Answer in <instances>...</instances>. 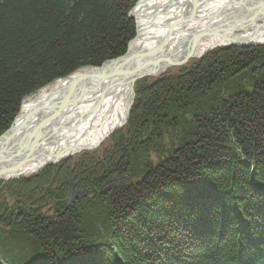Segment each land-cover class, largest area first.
I'll return each mask as SVG.
<instances>
[{"label":"trees","instance_id":"1","mask_svg":"<svg viewBox=\"0 0 264 264\" xmlns=\"http://www.w3.org/2000/svg\"><path fill=\"white\" fill-rule=\"evenodd\" d=\"M136 1L0 0V136L26 96L121 56L134 35L126 15ZM248 56L264 67V47L227 48L147 85L110 151L3 189L14 202L0 201V264H264V92L240 83H257L264 69L254 66L250 74H260L248 78L231 71ZM137 148L159 161L132 188L105 198L109 234L92 227L98 235L86 239L76 206L42 217L56 198L53 185L98 190L136 172ZM97 197L85 201L95 224Z\"/></svg>","mask_w":264,"mask_h":264},{"label":"bare ground","instance_id":"2","mask_svg":"<svg viewBox=\"0 0 264 264\" xmlns=\"http://www.w3.org/2000/svg\"><path fill=\"white\" fill-rule=\"evenodd\" d=\"M190 2L138 1L132 12L138 30L132 49L150 52L141 62L142 68L156 72L158 65L171 56L198 58L215 47L264 43V0H197L196 14L188 23L171 38L161 40L167 28L188 16ZM116 72L115 64L83 68L25 99L12 133L8 140L0 142V149L29 147L34 138L50 133L56 135V141L50 144L52 149L36 146L34 150H62L65 154L73 149L91 147L126 118L132 86L118 84ZM7 165L0 164L2 173L7 171ZM36 170L29 164L14 175H30ZM7 176L2 175L3 178Z\"/></svg>","mask_w":264,"mask_h":264},{"label":"rangeland","instance_id":"3","mask_svg":"<svg viewBox=\"0 0 264 264\" xmlns=\"http://www.w3.org/2000/svg\"><path fill=\"white\" fill-rule=\"evenodd\" d=\"M139 0H137L135 2V4L133 5V7L128 11L126 17L128 20L132 21L133 23V27H134V35H133V38L131 40H129L125 46V51L124 53L115 58V59H112V60H108V61H105L103 63H101L98 67H91V66H86V67H81V68H78L76 69L75 71H73L72 73H70L69 75L63 77V78H58L56 79L55 81H58V80H62L68 76H70L71 74H73L74 72L80 70V69H83V68H100L102 67L103 65L105 64H108L109 62H115L117 61L119 58L123 57L126 52H127V49H128V45L133 41V46L135 44V41L138 37V30H137V25H136V20L135 18L132 16V13L130 11H132L136 5V3L138 2ZM190 10H189V14L188 16L191 14L192 12V9L194 8V14L193 16L196 14L195 13V7L194 5H192V2H190ZM133 12V11H132ZM129 14L131 15L129 17ZM188 16H184L183 18H186ZM182 18V19H183ZM188 23V22H187ZM172 26H175L174 24ZM166 29V28H165ZM169 30V28H167ZM166 30L164 33H163V36H162V39L161 40H166L167 38H171L172 36H174L176 33L172 34V35H168V36H165L166 32L168 31ZM135 40V41H134ZM160 39H158L157 41H161ZM159 43V42H158ZM149 45V44H147ZM259 47H264V43L263 44H238V45H235V44H229V45H226V46H221V47H215L211 50H208L206 52H204L201 56H199L198 58H194V57H191V56H186V57H181V56H176L174 58H171L166 60L165 62H163L162 64L158 65V69L155 71H149L147 70L146 68H142L141 66V62L146 59L145 57H143L142 59H135L134 62H133V65L135 67V70L136 72L139 73V77L134 81V83H132L130 86H132V94H131V99H130V103H129V106H128V110H127V113H126V118L124 120V122L118 126L117 128H114L116 129L112 134H109L107 136V138L99 143V144H93L91 147H86V148H77V149H73L72 151H67L65 156L66 158L61 160L60 162H57V163H54V164H50L48 166H45L43 168H38L34 175L30 176L28 173L27 174H23L24 176L22 178H17V179H11L9 178L10 175H8L7 177H2L0 178V201H3L4 198H8L9 197H5L4 193H6V190H3L5 188H24L25 187V183L24 182H28V183H33V179H35L36 177L40 176L42 173H45L47 170L50 172H52V174H54V172H57L58 173V168L63 164V166H66V167H71L72 165L76 164L78 161L82 160L83 158H87L89 156H95L97 157V154H101L103 153L104 151L107 152V151H110L111 149V144L109 142V139L112 138V136L119 132V131H122L123 128H125L127 122H128V119H129V116L138 100V92H144V89L146 88L147 85L149 84H153L155 82H157V80H160L162 77L164 76H173L174 74L177 73V71L179 69H184V70H187L188 67H190L191 65H195L197 64L198 62L202 61L203 59H205L209 54H211L212 52H215L217 50H225L227 48H237V49H241V50H244L245 48H259ZM185 48H188V47H185ZM143 49L141 50H138V51H142ZM134 52H137L134 51ZM149 58V57H148ZM247 65L244 67L242 66V68L240 69V65L239 63L237 64H233V66L231 67V71L232 70H239V75L237 77H246L248 78V76H252L254 77L255 75L257 74H260L258 73V69H256V72L255 74H250V70L256 66L259 68V70H262L264 69V67H262L260 64L259 65H256L255 64V61H254V58L251 57V56H248L247 58ZM171 60V62L169 63V61ZM116 64V62H115ZM239 67V68H238ZM209 71L213 72L214 69H212L211 67L208 68ZM227 72V70H226ZM210 73V72H209ZM214 73V72H213ZM116 74V73H115ZM216 75H220V73L216 72ZM225 75V74H224ZM117 76V75H116ZM115 76V77H116ZM239 78L236 80V81H239ZM258 79H261L260 81H258L257 83H254L255 81L252 80L250 77L248 79H244V78H240V83H243V88L247 89V91H252L253 92L255 91V89H258V90H262L264 92V78H260L259 76H257ZM55 81H53L52 83H54ZM247 82V83H246ZM52 83H49L47 84L46 86L52 84ZM128 84V83H127ZM224 85L227 86V83H225ZM46 86L36 90L34 93L26 96L25 98H23L20 102V105H19V108H18V112L20 110V106H21V103L27 99V98H30L31 96H33L36 92H38L39 90L45 88ZM234 87H236V84L233 86V89H235ZM230 88V85L228 86V88L226 89V91H228ZM225 91V92H226ZM137 105V104H136ZM17 112V114H18ZM197 113H201V112H197ZM17 114L15 115L14 119L16 118ZM14 119L10 125V127L7 129L9 130L11 128V126L13 127V123H14ZM6 130V131H7ZM5 131V132H6ZM40 141L38 142L39 144L38 145H35L36 146H40V147H43V149H52V144L54 141H56V135L54 133H50V134H47L45 137L42 136V137H37ZM35 138V139H37ZM169 136L168 134H164L163 135V142L165 144H167L169 141L168 139ZM168 145H164V151L166 152V150H168ZM42 149V148H41ZM138 149V148H137ZM37 150H39V152L41 151L39 148H37ZM35 150V151H37ZM50 152V151H49ZM130 155H131V158H134L136 159V163H135V167L137 168L136 169V172L133 173V174H124V177L121 179V178H117L115 179L116 177H113L112 178V181L110 182H105L103 183L98 190H86V191H82V190H78L77 188H75L74 184L72 182H69V184L64 188V186L62 187V185H59V184H56V185H53V189L50 188L52 190V193H50L51 196H54L56 198H52L50 199V204L48 206H46V208L44 209L45 212L41 213L42 217L45 218V219H49V220H54L57 216H59V212H60V207H67V208H76L78 207V211H79V214H80V224L78 225V229H87L89 228V234L86 233L85 237L86 239L88 240H92L94 241V239H96L98 233H93V228L92 227H95L99 230H103L104 233L105 231L107 233L105 234H109L110 233V225H111V220L109 219V216H108V212H109V206H108V202L107 200L105 199L111 192L114 191V189L118 188V189H121L120 187H124V188H132L136 183H139V181H141V177L142 178H145L146 176L145 175H142L141 173H145L148 174V172H150V170L152 169V167L159 161V156L158 154L154 153L152 150L149 149V151H147L146 153L143 152V150H140L139 149L137 150V152H134L132 150H130ZM134 162V161H133ZM70 164V165H69ZM122 165V164H121ZM121 169V168H120ZM40 170V171H38ZM125 171H128L127 168L125 169ZM132 172V171H131ZM138 172V173H137ZM54 183H59V181H56ZM55 188V190H54ZM91 192V194H90ZM93 192V193H92ZM80 193H83L81 194L82 196L79 197ZM99 196L97 198H94V200L96 201L97 204H95V206H99L101 208H98L96 210H94V215H95V220L97 221V223H93L92 220H91V216L90 214L92 215L93 213V208H91L88 204H85V201H89V200H92L93 198H91L92 196ZM69 199L72 201L71 203H69ZM12 202H14V200H10L8 201V205L9 207H11L12 205ZM58 205H59V208H58ZM76 206V207H75ZM77 212V208L75 209ZM108 213V214H107ZM81 216H82V220H81ZM94 218V217H93ZM101 226V228H99ZM92 230V231H91ZM102 231V232H103Z\"/></svg>","mask_w":264,"mask_h":264},{"label":"water","instance_id":"4","mask_svg":"<svg viewBox=\"0 0 264 264\" xmlns=\"http://www.w3.org/2000/svg\"><path fill=\"white\" fill-rule=\"evenodd\" d=\"M197 0H191L192 5L195 4ZM138 3V2H137ZM136 3V5H137ZM135 5V6H136ZM135 8V7H134ZM134 10V9H133ZM132 10V11H133ZM132 11H130L132 13ZM194 14V8L192 9L191 14L186 17L183 18L178 24H176L175 26H171L169 28V30L166 32L165 36L168 35H172L174 33H176L177 31L181 30L183 27V24L187 23ZM131 15L129 14V17ZM135 41V40H134ZM236 45V44H235ZM133 41L128 45V49L126 54L119 58L115 64V62H109L108 64H115L117 66V72H116V77L117 79L119 78L121 81H119L118 79V84L120 83L121 85L125 84V83H129L130 85L132 83H134V81L139 77V73L136 72L135 67L133 65V62L135 59H142L143 57H147V55L150 53L149 51H137L134 52L133 51ZM171 62V60L169 61V63ZM88 92L91 91L90 89H87ZM16 119V118H15ZM14 119V122H15ZM14 124V123H13ZM116 129H113L111 131H109L107 134H105L104 136H102L95 144H99L101 142H103L107 136L109 134H112ZM12 133V126L9 130H7L6 132H4L1 136H0V142L3 140H8V137L11 135ZM40 140L37 138L32 141V143L30 144L29 147H16V148H12V149H0V164H8L9 162H12L10 165H7V171L5 172H1L0 171V178L3 174H8L10 175L9 178L11 179H17V178H22L24 175L23 173L21 175H14L16 173L17 170H20L21 168H24L25 165H33V168H43L45 166H48L50 164H54L57 162H60L61 160L65 159L66 156L63 153L62 150L60 151H56V152H39V150L35 151L34 147L35 145H38ZM39 158H42L43 160H40ZM20 159V160H18ZM16 165H15V164ZM14 165V166H13ZM6 170V169H5ZM40 171V170H38ZM35 173V172H34ZM34 173L30 174V176L34 175ZM93 193V192H92ZM83 193H80L79 197H81ZM91 194V192H90ZM72 200V199H71ZM69 199V203H71V201Z\"/></svg>","mask_w":264,"mask_h":264}]
</instances>
